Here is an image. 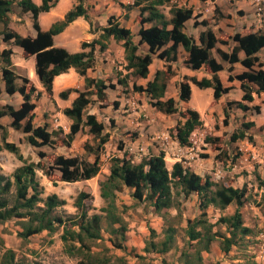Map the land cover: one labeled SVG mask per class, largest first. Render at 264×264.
Listing matches in <instances>:
<instances>
[{"label": "trees", "instance_id": "16d2710c", "mask_svg": "<svg viewBox=\"0 0 264 264\" xmlns=\"http://www.w3.org/2000/svg\"><path fill=\"white\" fill-rule=\"evenodd\" d=\"M59 0H41L37 5L31 0H0V45L14 46L21 49L24 56L35 57V73L48 96L52 95V83L55 77L65 74L69 69L84 79L85 91L78 92L71 106L63 110V114L71 121L70 131L66 135L67 143H71L76 134L83 128L88 129V134L92 138H101L99 145L107 142L108 136L104 135V125L98 122L94 115H86V109L91 103L89 97L96 96L101 102L106 100L104 91L108 86L101 79H91L86 76L87 71L94 66L96 48L100 51L106 48V43L110 38L116 42H122L124 50V60L126 62L125 70L129 73L127 76L118 80V83L127 85L128 78L134 80L146 79L149 74V67L152 64L153 56L166 63L164 70H157L151 81L146 86H136L133 90L144 92L150 106L165 115L178 114L180 119L170 131L173 137L182 147L191 146V134L203 126V122L197 111L193 109L179 110L174 99H164L167 89V83L173 75L169 63L175 62L178 58V48L181 47L187 56L183 60L186 68L192 71H198L202 68L210 74V78L203 77H185L178 84V100L180 102H189L191 98L190 84L200 90L212 89L213 99L219 100L230 90L224 87L218 73L222 72L224 64L228 65L229 73L227 82L236 81L242 93L240 101L228 102L224 109V117L229 116L228 110L232 107L247 112L253 110L256 114L260 113V107H250L255 96L264 94V63L259 60V53L264 50V29L249 34H235L231 41L221 37L217 38L211 29H205L200 32L198 44L195 39L185 32V23L192 19L193 11L191 9L171 7L168 19L159 7L164 5V0L152 1L146 7H141V28L138 31L140 37L139 44H146L148 52L145 55L138 54V45L132 41V33L129 29L120 27L115 18L110 17L105 28L99 29L101 34L98 39L89 43L81 44V51L70 53L63 48L54 47L53 37L60 34L76 18L83 17L88 21L90 29L93 24L90 20L87 10L83 6L82 0H76V5L67 12L64 19L53 24L49 30L42 31L38 24V15L46 13L53 8ZM206 2L208 0H201ZM16 5L22 12H30L32 15V26L36 32L35 37H22L9 28V14L12 6ZM142 0L135 2L140 6ZM129 8V7H128ZM144 13L147 16L143 18ZM145 24H151L150 27H144ZM195 25L197 23L195 22ZM207 26V23H202ZM229 47V51H223L218 45ZM213 52L219 56V62L215 59ZM243 57L240 58V54ZM11 48L0 51L1 80L4 83V92L7 95L19 93L22 97V103L18 109L12 106H4L0 109V119L9 117V125L14 131L23 133L26 141L32 147L52 146L53 133L47 130V126H35L33 123L36 108L33 103V97L40 96L35 87L26 77H21L14 72L11 56ZM239 64L244 69L237 75L231 74L234 65ZM17 81L22 82L17 85ZM107 81H111L108 79ZM112 86V85H111ZM91 89V90H90ZM73 90H66L59 94L60 98L66 100ZM1 93V91H0ZM254 126V123H243L244 130ZM4 127L0 124V130ZM103 135V138H102ZM246 132L240 131L231 135V141L246 138ZM5 150L16 155L22 165L17 167L11 177L0 174V225L10 221L17 220L22 229L17 233L18 238L25 241L29 237L39 234L43 231L52 233L59 226L63 227L61 240L66 247L69 255L84 254V259L78 264H109V258H100L97 256H88L89 246L87 242L98 241L102 239V219L99 214L88 215L84 200L89 196L81 192L75 200V208L78 214L69 217L74 229H68L62 217L54 214L55 209L64 205V201L55 194L41 198L42 187L37 180L36 170L40 168L39 163H27L14 143L6 141L5 136L0 141V152ZM93 154V153H92ZM40 159L47 158L48 163L56 168L63 182L73 183L86 181L94 178L100 172L98 154L92 162L78 157H64L62 155H45L40 152ZM234 160V159H233ZM47 174V173H46ZM256 180L259 182V188L264 189V179L257 174ZM131 191V198L139 203H148L156 215L165 214L170 208L175 206V199L179 197L187 198L194 195L198 201V208L201 214L198 218L187 220L186 236L190 243H195V252L183 254V264H201L202 252L208 253L214 240L220 238L222 242L221 251L227 254L232 246L236 244V237L249 236L251 229L243 225L240 208L249 200L248 190L243 188H234L231 185L220 184L211 181L208 177L202 178L188 169H184L180 163H175L171 170H168L165 162V155L160 152L157 155L144 157L136 163L125 154L123 157H113L110 160L109 174L105 181L99 184V196L104 201L105 206L100 212L104 215V221L111 234L126 233V227L116 205V194L123 188ZM262 206L264 207V194L262 196ZM235 203L236 210L230 217L221 216L217 223L226 226L228 236L213 231L216 223H210L206 219V210L214 207L218 210H224ZM117 226V227H115ZM169 230L166 239L161 243L160 253H165L170 248L171 233ZM150 233H154L151 229ZM113 248L124 249L120 244L110 241ZM3 246V240L0 236V247ZM151 244V248L155 249ZM86 250V252H83ZM124 264V260H120ZM0 264H19L15 253L11 249H6L1 257Z\"/></svg>", "mask_w": 264, "mask_h": 264}, {"label": "rangeland", "instance_id": "374dc122", "mask_svg": "<svg viewBox=\"0 0 264 264\" xmlns=\"http://www.w3.org/2000/svg\"><path fill=\"white\" fill-rule=\"evenodd\" d=\"M136 1L137 0H135V2ZM152 1L155 0H142L139 8L146 7ZM182 1L183 0H164V6L161 8L159 7V10L168 12L171 7L177 6L178 3ZM188 1L192 4L191 6L193 8L199 6L198 9L200 11H204L205 17L201 23L206 22L207 25H216L219 24L218 22L221 19H225L226 26H223V29H219V34L221 38L228 40L231 44H233L231 38L235 34H241L239 33L240 29L243 26H247V23H244L245 11L242 9L243 3L240 2L241 0H236L240 3H236L235 0H218L217 3H215V0H208L204 2V4H202L201 0H198L200 5L199 3H194V0ZM14 9L16 10V6ZM136 14L138 13H135L134 16ZM146 16L147 13H145L143 18ZM139 20H141L140 15H136L135 21ZM234 20L236 23L232 24V21ZM241 22H243V24ZM196 23L198 24L197 21ZM235 26V29H227V31L224 30L226 27L234 28ZM262 28L264 29V21ZM27 30L28 29L25 27L19 31L21 35H24L27 33ZM257 31H259V29H256V32ZM219 46H222L224 49H230V47L220 44ZM213 55L219 59V56L216 54V52H213ZM241 56L243 57L242 53ZM154 57L155 59H159L157 56ZM258 57L259 60L264 63V50L259 53ZM15 59H17V57H15ZM116 66H119V64H116ZM237 68L238 70H244L239 66ZM123 70L124 67H122V69L117 68L113 74V76L117 74L116 77L110 78H116L117 81L121 80L127 76V73H125ZM236 72L237 71H234L233 69L232 74H236ZM128 79L130 82L129 85L120 84L121 86L117 88L115 85L111 86L109 84L106 91L111 96H117L118 94L129 97L130 95H133L131 92V83L136 82L137 80H134L131 77ZM77 83L78 82L76 80H71V85L74 86H71V88L81 92V89L79 90L76 88ZM18 84L21 85L22 82L18 81ZM235 94L237 93H233L232 98H234ZM76 95L77 94L75 93L74 96ZM89 98L91 103L88 105L86 113L91 110L94 105L98 106L96 104L97 102L93 100L92 97ZM137 100H140V108L143 110L142 114L137 120L143 124H146L147 120L154 118L153 115H155L156 117L154 119L159 122L158 130H165L162 124L164 125L175 121L173 124L174 127L176 122L180 119L178 114L165 115L154 110L150 106L149 99L146 94H140V97H137ZM261 100L262 101L258 104H261L260 106L262 109H264V97ZM19 102L18 96L11 97L4 92L0 96V109L8 105L18 109L20 106ZM216 102L217 101L214 102V99L212 98L211 89L199 90L195 87L193 95L188 102V106L195 110H204L207 115L211 116L213 120H215L214 123H211L209 129L208 126L206 127L204 125L200 129L203 134L202 138L207 144V148L211 150L210 152L205 150L201 152L198 151L199 155L203 156L200 158H212L213 162L220 161L223 163V165L228 166V164L231 165L236 162V159L231 160V158L228 156L227 148L229 145L228 143L232 142L230 139L232 134L245 131L247 142L256 143L257 140H254L251 130H244L242 127L243 122H238L237 124L239 125H236L241 113H236L237 117L234 118L233 116V119L231 118L232 125H229V123H231L230 115L225 118L223 110H219L217 108L213 111H209L216 106ZM117 104H119V101H117ZM176 104L179 110L185 111L184 103H182L181 107L179 106V102ZM100 108L104 107L100 105ZM102 112L107 117L110 115L109 121L112 120L110 124L109 121L106 120L107 127L111 125L112 130L115 129L117 125H115L116 119L111 117L113 113L111 111L108 113L106 110H102ZM253 114L258 115L256 113ZM44 115L47 119L49 118L47 112H44ZM259 119H262V117ZM10 122L11 119L9 117L0 119V124L4 127L3 130H0V141L5 136L7 142L14 143L18 147L19 152L25 162H34L40 164V168L36 170V174L37 180L42 187L41 198L45 199L47 196L55 194L59 199L65 202L64 205L58 207L54 211L56 216H60L63 218V220H67L64 223L65 227L68 229L75 228L71 226L68 219L69 217H74L78 214V210L75 208L74 204L76 198L81 192H84L89 196L83 202L87 207L88 215L99 214L103 217L102 239L86 243L87 246H89L88 256L109 258V264H121V261L118 259L124 260L122 261L124 264H183V254L192 255L195 252V243H190L186 236V223L187 220L198 218L201 214V211L198 208V201L196 197L176 198L174 201L175 206L170 208L165 214H159L157 216L156 214H153V216H151L150 214L152 209H150V205L148 203L142 205V203L133 200L130 196L131 191L124 187L121 192L116 194V205L118 206L119 212L126 227V233L123 234V236L120 234L110 233L104 221V215L100 212L101 208L105 206V203L99 196V184L105 181L109 174L106 172L105 166L110 165V157L112 154H116V152H114L116 146L118 143H121L119 146L123 145V141L121 140L122 136H113L111 145L106 148L103 146L104 144L99 145L101 138L96 139L90 137L91 139L88 138L85 142L84 138H86V135L89 134L88 129L83 128L82 141H72L68 144L66 135L62 133V130H51L48 125L40 123V126H47V130L50 133H53L52 139L54 141V145L36 148L28 144L26 141V136L23 133L14 131L12 128H10ZM172 128L167 129L169 134ZM103 134L108 136V134L105 132H103ZM83 148L85 153L80 156L81 149ZM40 152L44 153L45 155L55 154L62 155L64 157L76 156L80 159H87L91 155H93V158H95V154H98V158L100 155L102 157V154L105 153H108V155L99 159L100 172L94 178L86 181L68 183L61 181L60 172L54 168L52 164L48 163L47 158L40 159L38 157ZM21 165L22 162L17 159L16 155L5 150L0 152V174L11 177L14 170ZM230 168L231 166L225 167V169ZM257 174L259 173L256 171L254 173V177L252 176L251 178H248V175H243V180L239 181L237 185L243 186L248 190V204H244L239 210L242 214L243 225L251 229V234L243 238L237 236L235 239V246H232L227 254H224L221 251V239L218 238L214 240L210 247V251L208 253H201L203 259L201 264H264V207L262 206V196L264 194V189L259 188V182L255 177ZM259 175L261 179H264V173H260ZM237 176L238 175H234L232 179L231 177L227 176L218 183L224 184V181L234 182L236 181ZM236 208L237 207L235 203L231 204L224 210H218L214 207H209L206 210V219L210 223H216L213 231L229 237L226 226L217 223V221L221 216H232ZM151 229L154 231L153 234L150 233ZM169 230H172L171 233H169L172 237L170 248L167 252L160 253L159 250L162 246L161 243L165 241L166 234ZM21 231L22 229L20 227V223L17 220H10L0 225V236L3 240V246L0 247V261L6 249H11L15 253L16 260L19 264H78L80 260L84 259V254L72 256L66 252V247L61 240V235L64 232L62 226L57 227L52 233L43 231L39 234L29 237L25 241L21 240L17 236V233ZM111 240L116 244L122 245L124 249L113 248L110 243ZM151 244L156 246L155 249L151 248ZM83 252H86V250Z\"/></svg>", "mask_w": 264, "mask_h": 264}, {"label": "crops", "instance_id": "0c3cea01", "mask_svg": "<svg viewBox=\"0 0 264 264\" xmlns=\"http://www.w3.org/2000/svg\"><path fill=\"white\" fill-rule=\"evenodd\" d=\"M20 1V0H16ZM33 3L40 5L41 0H31ZM83 6L88 12L90 20L92 21V28L90 29V25L88 21H86L83 17L76 18L72 23H70L60 34L53 37V44L54 47L63 48L70 53L80 52L81 44L83 42H91L95 39L99 38L101 31L99 29L105 28L107 26V21L110 17L115 18V20L119 23L120 27L127 28L132 33V41L134 44L138 45V54L145 55L148 52V46L146 44H139L140 37L138 36V31L141 28V23L139 21H135L136 15H140V6L135 5V0H82ZM218 0H215L217 3ZM236 3H243L242 9L245 11L244 15V23H247V26H243L240 29L241 34H249L256 32V29H263L262 24L258 25L255 22L254 17V7L252 6V0H241L236 1ZM194 3H199L198 0H194ZM204 4V2H202ZM76 5V0H59L57 4L51 8L46 13H40L38 15V24L42 31H47L50 27L60 22L64 19L67 12L72 10ZM192 4L188 0H183L179 2L177 7L191 9L193 11L192 19L188 20L185 23V32L192 36L195 39V42L198 44V37L200 32L204 31L205 29H211L217 38L220 37L219 29H223V26H226V20L221 19L216 25H202V20L205 17L204 11H200L198 9L199 6L193 8ZM200 5V3H199ZM16 6V10L14 7ZM164 6V5H163ZM242 6V5H241ZM129 7V8H128ZM162 6H160L161 8ZM204 8V7H203ZM168 19L170 18L169 11L164 12L161 11ZM135 13H138L134 16ZM145 15V13H144ZM143 15V16H144ZM199 15V16H198ZM141 17V16H140ZM198 22L195 25V22ZM236 21H232V24H235ZM243 24V22H241ZM254 25V26H252ZM9 28L14 32L20 33V29L27 28V33L21 35L22 37H35L36 32L32 26V15L30 12H22V10L14 3L12 6L11 12L9 14ZM151 24H145L144 27H150ZM234 28H227L224 29H235ZM230 33V32H228ZM106 48L102 51L96 48L95 51V62L93 68L87 71L86 76L91 79H101L105 81V85H115V87L119 88L121 85L115 79H111L110 77L113 76L116 69H122L124 67V72L129 73L125 70L126 62L124 60V50L122 47V42H116L113 38H110L106 43ZM229 47H231L229 45ZM6 48L12 49V56L11 62L13 64L14 72L21 76L26 77L31 84L35 87L36 91L40 93L39 97H33V103L35 104L36 108L34 110V120L33 123L35 126H40V123L44 125H48L51 130H62L64 135H67L70 131V124L71 121L63 114V110L69 108L76 98L74 96L75 91L71 88V80H76L77 89H81V92L85 91L84 79L80 77L74 69H69V71L65 74H61L54 78L52 83V95L48 96L45 93L44 88L42 87L36 73H35V57L29 56L26 57L22 53L21 49L14 46H7L5 44L0 45V51ZM218 48L222 49L223 51H229L228 49H224L222 46L218 45ZM187 56V53L181 48H178V58L175 62L169 63L168 65L171 66L173 71V75L170 77L167 83V89L165 92L164 99L172 98L175 102H179V106L181 107L182 103H184V109H192L188 106V102H180L178 100V84L184 80L185 77H196L197 79H201L203 77L210 78V74L207 73L204 68L198 71H192L185 67L183 64V60ZM242 58L241 54L239 55ZM17 57V59H15ZM215 59L219 62V59L215 57ZM119 64V66H116ZM241 67L239 64L234 65V71H237V75L241 73L243 70H238L237 67ZM166 67V63L161 59H155L153 56L152 64L149 67V74L146 79H139L136 82H132V94L129 97L121 96H111L106 90L104 91L106 100L101 102L96 98L95 95L92 96V99L95 100L98 106H93L91 110H89L86 115H94L98 122H101L104 125V132L108 134V140L104 143V147H109L111 145V141L113 136L120 135L122 136L121 140L123 141V145L118 143L114 152L116 154H112L110 157H123L125 154L129 155L134 162L138 163L144 157H149L153 155H157L160 152H163L165 155V162L166 167L168 170L172 169V166L175 163H180L184 169H188L191 172L195 173L196 175L202 178H209L213 182H219L225 177H234V175H238L236 181L225 182V185H231L234 188H242L243 186H237L239 181L243 180V175L247 176L248 178L254 177V173L257 171L259 174L264 173V109L258 104L261 102L264 97V94L254 97V101L249 104L250 107L259 106L260 107V114L254 115L255 113L253 110H249L247 112H242L235 107H232L228 110L230 115V119L237 117L236 113H241L239 120L236 122L240 123H254V126L249 129L251 130V134L253 135L254 140L256 143L247 142L246 138L238 139L234 142L228 143V156L231 160L236 159V162L228 166L223 165L222 162L217 161L213 162L212 158L202 159L198 151H207L210 152L211 150L207 148V144L204 142L201 132V128L195 130L190 136L191 146L189 147H182L179 146L178 142L170 136L167 129H171L173 127L172 123L162 124L165 130H158L159 129V122H157L154 118L156 117L153 115L154 118H150L147 120L146 124L139 122L137 119L142 114L143 110L140 108V100H137V97H140V94H145L144 92H136L133 90L134 83L136 86L145 87L148 81H151L154 73L157 70H164ZM224 70L218 73V77L220 78L221 82L223 83L224 87H229L230 90L227 94L223 95L215 104L216 106L210 109L209 111H213L215 109L223 110L226 108V104L228 102H236L240 101L242 93L239 89V84L236 81L227 82V78L229 73L227 72L228 65L224 64ZM227 73V74H226ZM233 73V71H232ZM231 73V74H232ZM132 78V77H131ZM110 79L111 81H107ZM129 81L128 84L129 85ZM17 85L19 86L17 81ZM74 87V86H72ZM191 87V97L194 92L195 86L190 84ZM197 88V87H196ZM73 90L72 93L68 95L66 100L60 98L59 94L66 90ZM198 89V88H197ZM91 90V89H90ZM200 90V89H199ZM0 96L4 93V83L1 80V63H0ZM212 91V89H211ZM118 92V91H117ZM233 93H237L232 98ZM77 94V93H76ZM11 97L18 96L19 104L22 103V97L19 93H14L13 95H9ZM113 97V98H111ZM212 98H213V91H212ZM260 98V99H259ZM191 99V98H190ZM119 101V104H117ZM211 104V102H210ZM102 105L104 108H100ZM118 105V106H117ZM102 110H106L108 113L111 111L113 114L111 117L116 119L115 125L117 127L112 130L111 125L107 127L106 120L109 121L110 115L105 116ZM195 110V109H193ZM87 111V109H86ZM199 113L200 118L203 122L204 126H208L210 128L211 123H214L215 120L209 115L205 113L204 110H195ZM44 112L48 113L49 118L47 119L44 115ZM213 114L212 112H210ZM262 119H259L261 118ZM4 118V117H3ZM107 118V119H105ZM232 119L230 120L232 125ZM221 120V118H220ZM263 120V121H262ZM112 121V120H111ZM109 121V124L111 123ZM11 123V122H10ZM148 124V125H147ZM10 125V124H9ZM203 127V126H202ZM132 131V132H130ZM136 133V134H135ZM125 134V135H124ZM82 130L75 135L73 141H82ZM90 135H86L84 141L86 142L87 139H91ZM157 137V139H156ZM159 138V139H158ZM131 146L136 148L141 146L144 149V152L140 156H132L126 150L127 147ZM203 146V147H202ZM81 149V154L85 153ZM233 151V152H231ZM108 153L102 154L99 156V159L104 158ZM69 157H76V156H69ZM93 155L87 158L88 161L92 162ZM231 163V162H228ZM100 164V163H99ZM109 166H105V170L109 173ZM230 167V169H225V167ZM258 174V175H259ZM260 176V175H259ZM211 177V178H210ZM191 197H195L194 195H190ZM145 203H142L144 205ZM245 204H248L246 202ZM152 209V207H150ZM154 211L152 209L151 216H153ZM157 216V215H156Z\"/></svg>", "mask_w": 264, "mask_h": 264}, {"label": "built area", "instance_id": "2783aa9c", "mask_svg": "<svg viewBox=\"0 0 264 264\" xmlns=\"http://www.w3.org/2000/svg\"><path fill=\"white\" fill-rule=\"evenodd\" d=\"M252 6L254 7L255 22L260 25L264 21V0H252ZM126 151L130 155L137 157L143 154L144 149L141 146H138L136 148L128 146Z\"/></svg>", "mask_w": 264, "mask_h": 264}]
</instances>
